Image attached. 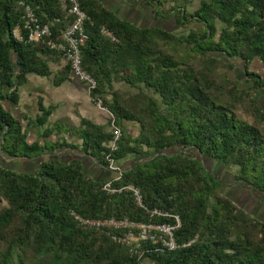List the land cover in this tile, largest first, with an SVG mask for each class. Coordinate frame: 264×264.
Returning <instances> with one entry per match:
<instances>
[{
    "label": "trees",
    "instance_id": "obj_1",
    "mask_svg": "<svg viewBox=\"0 0 264 264\" xmlns=\"http://www.w3.org/2000/svg\"><path fill=\"white\" fill-rule=\"evenodd\" d=\"M77 1L91 21L80 44L82 68L95 82L91 98L110 114L111 129L121 131L117 150L109 147L112 130L87 120L75 127L59 119L39 135L42 144L26 142L20 119L3 104H17V89L28 75L50 76L48 61L58 55L17 43L11 30L24 5L51 25L53 38L67 21L60 0H0V151L10 159H31L71 149L104 168L110 159L116 164L129 156L137 159L107 180L114 193L102 189L106 181L86 176L80 158L63 163L50 157L30 174L0 167V203L6 204L0 210V264H264V223L219 194L220 183L198 159L236 168L237 182L264 193V110L247 93L256 89L264 95V76L249 70L254 60L264 65V0H202L191 13L181 9L176 24H193L183 37L136 27L95 0ZM102 28L116 41L103 36ZM233 60L242 63L246 82L252 83L244 92L239 80L217 73L220 65L232 67ZM69 73L66 64L53 85ZM113 83L133 92L113 90ZM38 110L35 122L43 127L53 108L38 101ZM237 110L254 122L242 120ZM122 121L136 123L139 135L123 131ZM53 133L76 136L81 143L60 137L48 144L45 139ZM126 186L139 190L143 207L131 192L120 190ZM153 210L162 216L151 217ZM72 211L84 218L154 223H173L177 216L175 241L195 240L172 252L144 244L132 255L104 233L83 229Z\"/></svg>",
    "mask_w": 264,
    "mask_h": 264
},
{
    "label": "built area",
    "instance_id": "obj_2",
    "mask_svg": "<svg viewBox=\"0 0 264 264\" xmlns=\"http://www.w3.org/2000/svg\"><path fill=\"white\" fill-rule=\"evenodd\" d=\"M62 11L65 12L67 25L59 31L57 38L52 37V31L49 23H42L28 5L23 6L21 20L14 25L11 30V36L17 43H26L33 47L41 46L50 52L56 53L70 67L71 74L79 81L85 83L88 90L95 88L94 80L82 68L80 55V44L87 39L85 27L90 24L89 17L80 9L77 0H60ZM59 23V19L54 20ZM101 34L111 41H116L113 35L101 29ZM101 107L100 101L95 102ZM112 130V141L109 147L112 151L117 150V143L121 138V131L117 128ZM115 175H120V168L113 160L105 167ZM102 189L108 193H114L111 182L106 181ZM120 190L129 191L133 200L139 207H143L142 196L139 190L132 186H126ZM71 216L83 229L95 230L104 233L112 241L126 247L132 255L140 253L144 244H151L161 252H172L180 247L188 246L194 240L187 244L179 245L174 239L175 231L180 227V221L177 216L173 223H154L137 222L128 218L115 219L110 218H84L75 212ZM150 216H162L161 212L153 210Z\"/></svg>",
    "mask_w": 264,
    "mask_h": 264
},
{
    "label": "crops",
    "instance_id": "obj_3",
    "mask_svg": "<svg viewBox=\"0 0 264 264\" xmlns=\"http://www.w3.org/2000/svg\"><path fill=\"white\" fill-rule=\"evenodd\" d=\"M95 2L98 3L103 9L114 14V16H116L118 19L126 21L136 27L161 28L162 26L161 15H159L158 11H156L154 3L151 5L145 4L144 0H95ZM57 59L59 60L55 63L54 61ZM55 60L53 61L55 63L53 64L56 66H54V72H52L48 63L50 76L44 77L36 74H30L26 77V81L17 89L18 101L16 105L12 104V108L16 110V114L13 113V115L16 118L21 116L25 118L27 122L32 123L30 126L22 127L25 137L26 135L30 136L31 134H35V137L39 138V135L45 129L43 128L41 130V127H39L35 122L36 117L40 115L38 110V101H40L45 108H53V111L48 118V122H51V125L61 118H69L71 124L75 127H78L82 120H87L93 124L101 126L102 128L104 127V123H108L109 131H111L110 114L102 107H98L96 105V103L91 98L90 91L88 90V87L85 83L79 81L70 72L68 77L59 86L53 85V74L58 72L62 66L67 64L59 56L58 58H55ZM57 63L61 64V66H59ZM55 136L56 135L53 133L48 138H46L45 141L48 144H51L49 138L52 137L53 140H56ZM63 136L64 135H62L64 141L69 144L78 146V144L81 143L77 137L75 139L74 136L71 138H65V136ZM35 141L36 140H31L26 142L32 144ZM79 141L80 143H78ZM52 154L55 156V159L58 158V155H64L65 158L63 161H61L63 163H68L72 159L80 158L84 173L87 177L93 180L107 181L116 176L106 168L98 165L91 157L83 156L75 150H56ZM39 157L20 159L30 160L34 163H37ZM89 160L92 161L91 164L88 163L90 162ZM123 161L126 163L125 160ZM40 162L42 161H39V163ZM124 162L122 164H125ZM126 164L122 165L121 167H119L120 165L117 164V166L121 169H124L131 165Z\"/></svg>",
    "mask_w": 264,
    "mask_h": 264
},
{
    "label": "rangeland",
    "instance_id": "obj_4",
    "mask_svg": "<svg viewBox=\"0 0 264 264\" xmlns=\"http://www.w3.org/2000/svg\"><path fill=\"white\" fill-rule=\"evenodd\" d=\"M140 1H142V0H140ZM153 1H154L153 3L155 5L156 11H158V14L162 16L161 17V21H162L161 28L167 30L169 33L174 34L177 37H183L187 34L189 28L191 29L193 27V24H191L189 28L181 27V26L177 25L176 22L174 21V16H176L177 12L181 9L185 10L186 14L193 12L199 6V3L202 0H153ZM171 9L173 10V12H172L173 15L171 18H169L168 13L171 11ZM168 47H170V46H168ZM179 49H182V46L178 44L175 46V50L178 51ZM54 60L55 59H53V60L49 59V61H48L52 72H54V66H55L54 64L59 59H57L55 61ZM57 64H59V63H57ZM59 66H61V64H59ZM63 67L64 66H62L59 71H61V69H63ZM249 70L252 72H255L261 76H264V65L261 64L258 60H254L250 63ZM56 73H54L53 75H55ZM217 73L219 74L220 77H224V75L226 76V74H227V76L229 77L230 80H234V79L239 80V89L241 92H244L246 90V88H249L252 86L251 82H249V83L246 82L247 77L244 76V72L242 70V63H240L238 60H233L232 61V67H230V68L229 67L225 68V67L220 65L217 69ZM112 87H113V90H117L120 93H131V91L133 92V89H129L123 83H113ZM247 93L251 98L255 99L256 102L264 110V95H262L261 93L256 91V89H251ZM106 96L109 97V94H106ZM3 105L12 114L13 113L16 114V110L14 108H12L11 103L5 102ZM236 114L238 117H240L244 121H247L248 123L254 122V120L251 116H249L245 112H241V110H237ZM18 119H20V121L22 123V127L32 125L31 122H27L26 119L21 117V116ZM61 119H67V121L70 122L69 118H61ZM105 122H106V119H105ZM49 125H51V122H47V124L45 126L41 127V130L43 128L49 127ZM95 125H97V124H95ZM261 127L264 129V125H261ZM121 128L123 129V131L130 134L131 137H134V138L137 137L140 133L138 125L134 122L122 121ZM102 129L105 132H109L108 123L107 124L104 123V127ZM62 135H64L65 138L66 137L67 138L73 137V136L67 135L66 133H63ZM62 135H56L55 136L56 140H53V138L50 137L49 138L50 143L51 144L54 143L60 137H62ZM74 137L76 139V136H74ZM25 140L27 142L31 141V140H36L37 142H39L41 144L43 143L41 140H39V138L35 137V134H31L30 136L26 135ZM78 143H80V141ZM78 145H80V144H78ZM145 151L149 152V150H146V149H145ZM176 151H180V150H177V149L171 150V152H176ZM188 153L191 154L192 156L196 154L195 151H193V150L188 151ZM50 157L55 158V156L43 154L39 157L38 162L34 163L30 160H25V159H23V160H21V159H10L0 151V167H3L5 169H9V170H14L16 172H25V173L30 174L38 168L39 161L49 160ZM64 158H65L64 155H58L57 160L63 161ZM136 159L137 158L135 156H129L128 158H126L125 161L129 165L132 162L136 161ZM198 159H199V161L202 162L204 168L207 171H209L210 173H212L213 176L216 178V180L220 183V186L217 187V191L219 194L229 198L234 203V205H236L237 207H239L240 209L245 211L251 217L259 220L262 223H264V193H260L257 190H254V189L248 187L247 185H245L243 183L237 182V180L233 177L234 173L236 172V168L222 167V166L216 164L215 162H212L211 160H209L203 156H201V157L198 156ZM123 162L124 161L117 163L118 165H120L119 167L126 164L125 162H124L125 164H122ZM88 163L91 164L92 161H90ZM5 206H6L5 202H1L0 203V210L2 208H4ZM2 247H3V244L0 243V250Z\"/></svg>",
    "mask_w": 264,
    "mask_h": 264
}]
</instances>
